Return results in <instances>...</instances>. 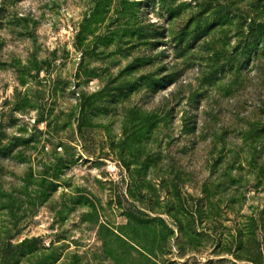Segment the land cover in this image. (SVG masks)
<instances>
[{"label":"rangeland","instance_id":"rangeland-1","mask_svg":"<svg viewBox=\"0 0 264 264\" xmlns=\"http://www.w3.org/2000/svg\"><path fill=\"white\" fill-rule=\"evenodd\" d=\"M74 256L264 264V0H0V264Z\"/></svg>","mask_w":264,"mask_h":264},{"label":"trees","instance_id":"trees-1","mask_svg":"<svg viewBox=\"0 0 264 264\" xmlns=\"http://www.w3.org/2000/svg\"><path fill=\"white\" fill-rule=\"evenodd\" d=\"M23 251H29V250H35L37 248L35 241H26L21 245ZM57 250L51 248V263H55L57 261ZM140 258L145 259L146 261H150V256L153 257V252L150 250L142 249V250H136ZM73 264H79V257L74 256Z\"/></svg>","mask_w":264,"mask_h":264}]
</instances>
